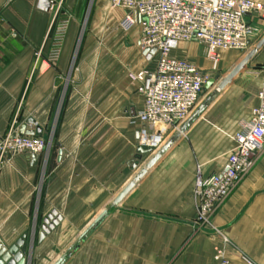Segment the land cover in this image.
<instances>
[{
    "label": "crops",
    "instance_id": "1",
    "mask_svg": "<svg viewBox=\"0 0 264 264\" xmlns=\"http://www.w3.org/2000/svg\"><path fill=\"white\" fill-rule=\"evenodd\" d=\"M39 2L0 0V137L13 124L19 132L26 125L48 142L43 154L16 156L0 172V239L11 247L25 238L20 252L29 264H54L152 156L138 152L142 126L135 117L143 96L129 75L154 71L156 60L140 48L139 27L121 29L124 11L111 0H63L69 29L59 59L50 62L52 43L45 38L52 13ZM90 10L94 24L126 34L116 54L89 42L80 50L79 30ZM247 22L256 29L249 47L233 63L220 54L221 73L204 87L194 112L264 39V20L254 13ZM201 50L196 42L182 43L174 56L208 72L211 62ZM263 78L264 46L66 264H215L217 250L235 264H264V148L211 224L198 221L194 197L199 173L224 169L233 137L258 105ZM179 129L169 131L165 143ZM53 211L62 221L41 241L42 220Z\"/></svg>",
    "mask_w": 264,
    "mask_h": 264
},
{
    "label": "built area",
    "instance_id": "2",
    "mask_svg": "<svg viewBox=\"0 0 264 264\" xmlns=\"http://www.w3.org/2000/svg\"><path fill=\"white\" fill-rule=\"evenodd\" d=\"M111 6L124 11L120 27L130 32L141 29L142 51L156 50L154 71L130 74L141 84L143 108L135 122L142 126L139 146L160 149L169 131H177L198 106L204 87L212 77L194 63L174 56L182 43L196 42L206 51L216 70L223 51L243 52L249 47L256 29L247 22L250 14L264 20V5L252 0H111ZM51 23L45 43H52L48 60L59 59L68 33L63 20V0H51ZM42 57V49L36 60ZM234 149L228 154L224 169L209 177L198 174L194 197L197 219L211 224L218 208L229 198L241 179L255 165L264 148V78L258 94V105L249 122L241 124L233 137ZM48 142L39 137L21 135L15 124L0 137V172L19 155H40ZM215 264H235L217 250ZM243 264H256L245 259Z\"/></svg>",
    "mask_w": 264,
    "mask_h": 264
},
{
    "label": "water",
    "instance_id": "3",
    "mask_svg": "<svg viewBox=\"0 0 264 264\" xmlns=\"http://www.w3.org/2000/svg\"><path fill=\"white\" fill-rule=\"evenodd\" d=\"M40 8L44 11L49 12L51 7V0H40ZM264 39L258 44L257 48L251 51L245 56V58L236 65L230 74L221 82V84L207 99L206 101L199 106V108L192 114V116L187 120V122L179 129V131L174 134L166 143L159 149L155 150L154 148H148L144 146L138 147V152L141 155H152L150 159L145 163V165L139 170V172L133 177L131 182L124 188V190L118 195V197L111 203L108 209H105L82 233V235L77 239L76 242L60 257L54 264H66L68 260L72 257L73 252L76 251L80 244L84 242L89 235L109 216V210L113 208H118L124 199L135 189L137 184L148 174V172L171 150V148L180 140L183 134L191 127L195 120L206 110L210 103L215 99L218 94V91L223 90L253 59L257 54L259 49L263 48ZM156 53V50H146L144 54L150 58L153 54ZM218 78L211 79L205 85L206 89H210L216 82ZM28 124L34 125L35 122L30 120ZM40 129L37 131L27 130V126L23 125L20 129V134L34 137L36 132H40ZM62 153L60 152V155ZM61 159V158H60ZM137 164H134L133 168L136 169ZM62 221V217L58 215L56 211H53L46 218L42 220L41 224V233L40 240L43 241ZM25 244V238H22L13 246L8 247L0 239V264H29L27 253H21L20 249Z\"/></svg>",
    "mask_w": 264,
    "mask_h": 264
},
{
    "label": "rangeland",
    "instance_id": "4",
    "mask_svg": "<svg viewBox=\"0 0 264 264\" xmlns=\"http://www.w3.org/2000/svg\"><path fill=\"white\" fill-rule=\"evenodd\" d=\"M87 25H84L80 30H79V34L83 33V39L80 45V50H82L84 47H86L87 43H90V48H101V47H107L108 49H113L115 54L119 49V37L122 36L123 32L119 29L114 28H110L109 26H105L102 24H94V12H92V10L89 11L88 13V19H87ZM89 34L93 36L92 40H88ZM109 35H113L112 38H109ZM126 34H123V36ZM108 36V37H107ZM121 38V37H120ZM94 40V41H93ZM112 45V46H111ZM201 51L200 54L204 59H208L206 56V51L204 50V48L201 46ZM224 54L228 57V61L229 62H234L237 58L235 57L238 52L236 51H223L219 53L218 56V60H220V54ZM237 61V60H236ZM219 64V63H218ZM151 66L154 68L156 67V62L154 61L153 63H151ZM219 68L217 66V69L215 70L213 68L212 63H210V71H208L207 73H209L212 76H214L215 74L221 73L220 71H218ZM212 79H214L212 77ZM207 94V92L204 91L203 93V98L205 97V95Z\"/></svg>",
    "mask_w": 264,
    "mask_h": 264
}]
</instances>
